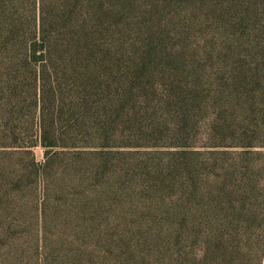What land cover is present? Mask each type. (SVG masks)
<instances>
[{
	"label": "trees",
	"instance_id": "16d2710c",
	"mask_svg": "<svg viewBox=\"0 0 264 264\" xmlns=\"http://www.w3.org/2000/svg\"><path fill=\"white\" fill-rule=\"evenodd\" d=\"M243 1L212 0L226 21L241 20L215 23L225 36L207 53V244L183 264H264V23H244L261 4ZM128 2L0 0L1 261L16 223L2 217L3 197L35 174L49 187L58 160L99 170L111 156L98 153L127 144ZM38 144L40 168L30 158Z\"/></svg>",
	"mask_w": 264,
	"mask_h": 264
},
{
	"label": "rangeland",
	"instance_id": "374dc122",
	"mask_svg": "<svg viewBox=\"0 0 264 264\" xmlns=\"http://www.w3.org/2000/svg\"><path fill=\"white\" fill-rule=\"evenodd\" d=\"M258 3L244 23H264ZM127 7L121 26L132 88L119 128L127 144L98 153L111 156L99 170L58 160L49 187L35 174L18 197H3L1 215L16 223L0 264H183L205 250L207 53L225 36L215 23H240L241 14L226 21L212 0ZM30 158L40 168L45 149L34 146Z\"/></svg>",
	"mask_w": 264,
	"mask_h": 264
}]
</instances>
